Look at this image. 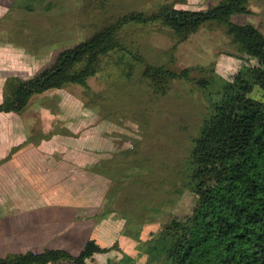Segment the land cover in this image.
Returning a JSON list of instances; mask_svg holds the SVG:
<instances>
[{"label":"rangeland","instance_id":"rangeland-1","mask_svg":"<svg viewBox=\"0 0 264 264\" xmlns=\"http://www.w3.org/2000/svg\"><path fill=\"white\" fill-rule=\"evenodd\" d=\"M221 1L0 0V103L7 96L5 84L11 76L29 79L40 74L60 51L84 42L124 13L153 12L162 4H172L176 9L207 10ZM30 4L36 9L27 10ZM231 21L252 24L264 32V0H251L248 11L233 15ZM172 32L160 22H147L127 24L120 34L128 48L142 53L146 63L176 71L193 68L191 80H173L166 95L157 94L144 75L143 64H135L133 75L126 76L133 54L128 50L113 51L105 57L103 70L89 77L86 86L72 83L49 89L32 96L20 115L11 112L0 116V134L6 135L8 154L9 148L23 137L25 142H37L60 135L72 144H97L109 152L111 158L103 160L98 170L112 178L106 188L110 205L106 206V202L96 213L91 199L95 207L92 213L96 215L89 216L96 218L94 224L106 219L109 222L106 226L101 224L99 230V244L109 250L95 253L87 260L89 264L172 263L167 249H153L155 239L165 222L191 213L197 205V196L183 182L193 139L208 112L206 96L194 80L213 72L232 80L244 60L225 26L214 20L205 22L176 48ZM262 93L255 90L254 97H261ZM7 157L8 162L0 164V173L11 178L0 181V192L7 193V197L0 195V256L17 260L29 253L35 256L62 249L32 245L38 239V229L32 230V236L28 235L31 230L17 229L21 228L16 225L17 219L24 216L27 221L29 215L14 214L21 210L14 192L26 183L16 180V164L9 161L10 155ZM82 173L93 174L89 169ZM27 184L34 185L29 181ZM78 184L87 190L95 187L89 176L81 183H70L71 189H77ZM125 194L129 195L126 203ZM119 195L124 197L118 200ZM35 200L38 203L39 199ZM122 206L126 209L119 211ZM89 232L90 228L88 237L81 240L85 245L72 255H79L87 249L90 239H95L89 237ZM46 264L74 263L64 259Z\"/></svg>","mask_w":264,"mask_h":264},{"label":"trees","instance_id":"trees-1","mask_svg":"<svg viewBox=\"0 0 264 264\" xmlns=\"http://www.w3.org/2000/svg\"><path fill=\"white\" fill-rule=\"evenodd\" d=\"M250 1L222 0L207 10L162 4L153 12L124 13L84 42L60 51L40 74L29 79L11 76L6 83L0 113L21 112L36 94L72 83L86 86L89 77L103 70L105 57L128 50L134 60L129 61L125 75L131 77L135 64H143L144 75L157 94L166 95L173 80H191L193 68L176 71L146 63L142 53L120 39L122 29L130 23L160 22L173 31L176 48L205 22L214 20L225 26L244 62L232 80L214 72L194 80L206 96L208 112L193 139L183 182L197 196V205L191 213L165 222L153 245V249H167L170 264H264V32L252 24L231 21L233 15L248 11ZM35 7L30 4L26 9ZM255 90H262V96L254 97ZM128 198L125 194L124 203ZM125 209L122 206L119 211ZM108 250L90 239L87 249L77 256L54 249L17 260L0 256V264H46L64 259L89 264L87 260L95 253Z\"/></svg>","mask_w":264,"mask_h":264},{"label":"crops","instance_id":"crops-1","mask_svg":"<svg viewBox=\"0 0 264 264\" xmlns=\"http://www.w3.org/2000/svg\"><path fill=\"white\" fill-rule=\"evenodd\" d=\"M37 112L43 113V111ZM8 113L11 112H2L0 116ZM16 113L20 115L22 112ZM43 114L48 113L45 111ZM1 130L2 128L0 132ZM25 139L26 137H23L16 146L10 147L8 154L6 135L0 134V164L7 163L6 158L10 155L9 161L16 164V174L19 175L16 180L21 179L26 183L21 190L14 192L15 199H19L15 202L21 206V210L14 214L29 215L27 221L24 216L17 219L16 225L21 226L17 229L31 230L28 233L29 236L35 235L33 229H38V239L36 238V241L30 244L62 248L74 255L85 245L82 239L85 241L88 237V228H90L89 237H94L100 243L101 224L106 226L109 222L106 219L105 222L100 221V224H94L96 214L92 211L96 207V213L99 212L100 207L107 202L106 188H109L112 178L101 172L102 169L98 170V165L103 160L111 158L107 154L109 152L97 144L93 146L84 143L72 144L61 135L58 138L48 137L37 142H25ZM88 169L93 172L92 175L82 173L87 172ZM0 174L3 175L0 181L11 179L5 178L6 175L4 176L3 173ZM86 176L94 181V188L87 190L86 186L78 184L77 189H71L70 183H81L87 178ZM28 181L34 185H28ZM107 181L109 184L106 183ZM41 186L44 188L39 189ZM0 195L7 197L4 190L0 192ZM36 198L39 199L38 203ZM91 199H94L95 207L92 206ZM108 204L107 202L106 206ZM104 212L103 210L102 213ZM90 215H94L92 219L89 218Z\"/></svg>","mask_w":264,"mask_h":264}]
</instances>
